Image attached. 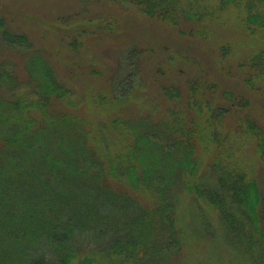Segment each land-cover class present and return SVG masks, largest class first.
<instances>
[{
    "label": "trees",
    "instance_id": "16d2710c",
    "mask_svg": "<svg viewBox=\"0 0 264 264\" xmlns=\"http://www.w3.org/2000/svg\"><path fill=\"white\" fill-rule=\"evenodd\" d=\"M1 1L0 55L21 67L0 61V264H171L183 246L179 195L209 205L227 247L264 264V129L248 98L264 99V0L108 1L187 42L232 25L213 45L237 82L169 79L154 100L115 93L113 81L109 92L94 82L74 98L52 49L16 31L12 20L24 15ZM85 30L66 48L86 47ZM231 115L240 119L225 131Z\"/></svg>",
    "mask_w": 264,
    "mask_h": 264
},
{
    "label": "rangeland",
    "instance_id": "374dc122",
    "mask_svg": "<svg viewBox=\"0 0 264 264\" xmlns=\"http://www.w3.org/2000/svg\"><path fill=\"white\" fill-rule=\"evenodd\" d=\"M108 1L110 0H9L11 8L24 15L23 20V16L19 15L17 19L13 18L14 29L31 36L29 40L35 48L45 47V54L48 50L51 53L48 46L52 49L60 79L73 89L74 98L78 99V91L83 92L87 87L91 91L94 82V86L99 84L98 87L95 86L96 89L108 84L109 88L103 90L109 92L110 82L113 81V84L116 83L115 93L124 94L134 90L137 98L141 99V96L147 94L150 100H154L157 84L165 85L169 79L176 85H183L191 78H198L200 81L214 79L221 83L228 80L237 82L232 79L235 78L236 71H224L225 63L219 61L213 45L218 38L227 37L228 34L224 31H232V25L228 30H224L222 25H215L212 41L187 42L169 28L157 26V23L142 15L140 17L135 8L122 9V5ZM0 4L7 3L0 0ZM226 17L231 21L230 16ZM117 22L119 23L116 24ZM22 24L28 29H21ZM81 27L86 28L85 32L88 31L83 36L86 44L90 43L86 47L77 43L75 48H66L65 40H72L73 32ZM104 29L110 31H103ZM94 33H98V37L94 38ZM82 39L80 37L79 42ZM238 42L239 53H247L243 39ZM82 43L84 44L83 40ZM5 54L0 55V61L5 59L6 63L20 69L21 65L17 62L19 59ZM67 61L70 66L73 63L76 65L68 69ZM80 65L95 66V72L89 74ZM248 98L249 113L257 125L264 129V99L257 96ZM139 107L143 112L151 110L149 105L140 102ZM244 113L240 115L243 116ZM232 119L237 121L240 117L229 116L225 122V131L229 130L228 124H231ZM178 199L175 208L178 226L174 235L177 243L183 246L171 264H254L253 259L234 254L227 247L217 215L209 205L201 204L191 196L179 195ZM100 204L108 208V198L102 196Z\"/></svg>",
    "mask_w": 264,
    "mask_h": 264
}]
</instances>
